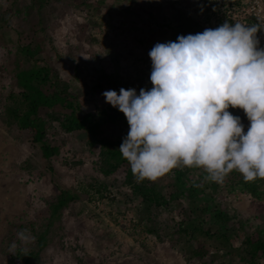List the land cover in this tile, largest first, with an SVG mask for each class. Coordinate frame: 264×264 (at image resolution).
Masks as SVG:
<instances>
[{
    "label": "rangeland",
    "instance_id": "obj_1",
    "mask_svg": "<svg viewBox=\"0 0 264 264\" xmlns=\"http://www.w3.org/2000/svg\"><path fill=\"white\" fill-rule=\"evenodd\" d=\"M33 2L0 0V264H12L21 249H37L45 222L38 214L56 201L57 185L74 193L75 200L51 231L40 264H249L213 247L202 258L192 255L196 243L179 232L181 210L190 205L188 192L178 210L151 207V221L143 223L147 211L125 174L104 175L101 148L91 145L84 131L63 130L60 109L41 111L46 139L59 147L49 169L40 144L6 124V108L12 104L11 95L20 92L16 74L33 65L20 59L19 44L39 43L38 60L69 84L78 96L79 113L105 110L116 118L105 127L106 136H126L125 115L107 103L102 92L151 88L148 53L157 42L173 40L181 14L197 20L201 32L226 20L264 23V0H46L42 9ZM259 40L264 47V32ZM228 110L241 117L247 131L243 109ZM178 172L186 173L182 181L187 188L202 189L200 184H205L200 202L211 198L213 206L249 228L261 224L264 191L255 199L235 186L231 175L222 184L205 180L202 168L177 167L167 174L176 179ZM23 229L34 237L26 244L16 236ZM13 241L17 248L10 253Z\"/></svg>",
    "mask_w": 264,
    "mask_h": 264
},
{
    "label": "clouds",
    "instance_id": "obj_2",
    "mask_svg": "<svg viewBox=\"0 0 264 264\" xmlns=\"http://www.w3.org/2000/svg\"><path fill=\"white\" fill-rule=\"evenodd\" d=\"M264 23H230L157 42L151 88L105 90L129 129L118 150L137 181H155L177 167L202 168L222 184L232 171L245 182L264 178ZM243 109L247 131L239 115ZM20 242L34 239L28 229ZM16 241L9 245L14 253Z\"/></svg>",
    "mask_w": 264,
    "mask_h": 264
},
{
    "label": "trees",
    "instance_id": "obj_3",
    "mask_svg": "<svg viewBox=\"0 0 264 264\" xmlns=\"http://www.w3.org/2000/svg\"><path fill=\"white\" fill-rule=\"evenodd\" d=\"M44 1L46 2L34 0L33 6L42 9ZM178 18L179 28L175 31L172 41L179 35L201 32L202 28L197 20L194 21L186 14H181ZM18 51L20 59L31 61L33 65L16 74V86L20 92L11 95L12 104L6 108V124L11 127L17 126L27 133L31 143L40 144L42 158L48 167L51 166L52 157L58 154L59 147L51 145L46 139V121L42 118L41 111L60 109L64 116L60 121L63 130L69 133L84 131L91 145H98L101 148L102 173L106 176L125 174L126 183L132 188L133 194L141 199V204L147 211L146 218L141 217L143 223L151 221V207L169 213L178 210V206H181L180 198L188 192L187 199L190 205L187 209H180L179 232L187 234L189 239L196 243V248L192 250L195 258L204 257L213 247L217 251L225 249L232 253L231 255L233 253L239 255L242 262L248 261L249 264L264 262V216H260L262 225L249 228L240 220L233 219L227 210L213 206L211 198H205L204 202H200L202 200L200 193H204L205 184H200L202 189L199 186L187 188L182 181L186 176L184 172H178L176 179H171L165 174L155 181H137L127 160L118 150L125 136L117 139L106 136L105 127L113 125L116 118L105 110L80 114L78 96L71 92L69 84L49 65L38 60L37 56L42 51L39 43L21 42ZM228 175H231L235 186L241 187L255 199L261 197L260 192L264 191V178L245 182L237 171H232ZM57 189L59 194L56 201L38 214V217L45 218V222L43 231L37 236V249L19 250L12 264H40L41 251L48 246L51 231L60 221L64 209L75 200V194L71 191L58 185ZM236 223L239 224L238 234L234 228Z\"/></svg>",
    "mask_w": 264,
    "mask_h": 264
},
{
    "label": "built area",
    "instance_id": "obj_4",
    "mask_svg": "<svg viewBox=\"0 0 264 264\" xmlns=\"http://www.w3.org/2000/svg\"><path fill=\"white\" fill-rule=\"evenodd\" d=\"M257 6H259V5H257ZM253 8H256L255 5L253 6ZM260 23H262V22H260ZM263 32H264V31H260V32L257 33L258 38H261V33H263Z\"/></svg>",
    "mask_w": 264,
    "mask_h": 264
}]
</instances>
